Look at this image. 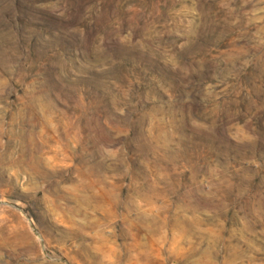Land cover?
I'll return each instance as SVG.
<instances>
[{"label": "rangeland", "instance_id": "1", "mask_svg": "<svg viewBox=\"0 0 264 264\" xmlns=\"http://www.w3.org/2000/svg\"><path fill=\"white\" fill-rule=\"evenodd\" d=\"M0 264H264V0H0Z\"/></svg>", "mask_w": 264, "mask_h": 264}]
</instances>
